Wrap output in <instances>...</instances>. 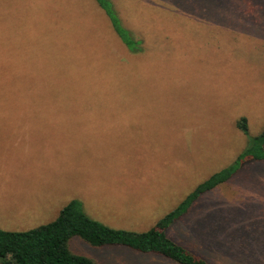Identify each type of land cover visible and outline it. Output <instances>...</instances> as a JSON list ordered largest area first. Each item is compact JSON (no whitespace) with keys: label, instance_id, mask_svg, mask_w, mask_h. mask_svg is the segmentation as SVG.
Listing matches in <instances>:
<instances>
[{"label":"rangeland","instance_id":"1","mask_svg":"<svg viewBox=\"0 0 264 264\" xmlns=\"http://www.w3.org/2000/svg\"><path fill=\"white\" fill-rule=\"evenodd\" d=\"M108 1L132 47L94 0H0L1 230L44 225L77 200L104 226L144 232L233 162L248 139L238 118L249 136L264 125V0ZM257 165L167 236L215 264H264ZM68 246L97 264H170L77 237Z\"/></svg>","mask_w":264,"mask_h":264},{"label":"trees","instance_id":"2","mask_svg":"<svg viewBox=\"0 0 264 264\" xmlns=\"http://www.w3.org/2000/svg\"><path fill=\"white\" fill-rule=\"evenodd\" d=\"M94 2L108 14L111 29L120 42L132 47L135 41L124 33L116 18L109 13V1ZM235 126L248 139L233 162L197 184L148 230L130 232L109 228L87 217L77 200H70L59 210L55 219L44 225L20 232L0 229V260L8 259L11 264H97L69 250V240L77 237L92 248L124 247L139 254L159 257L170 264H215L198 255L201 251L197 242L184 237L185 245L180 244L171 240L166 231L186 215L203 195L221 184L229 183L240 167L253 168L257 164H264V125L254 136L248 135L244 117L238 118Z\"/></svg>","mask_w":264,"mask_h":264},{"label":"crops","instance_id":"3","mask_svg":"<svg viewBox=\"0 0 264 264\" xmlns=\"http://www.w3.org/2000/svg\"><path fill=\"white\" fill-rule=\"evenodd\" d=\"M27 231V230H26Z\"/></svg>","mask_w":264,"mask_h":264}]
</instances>
